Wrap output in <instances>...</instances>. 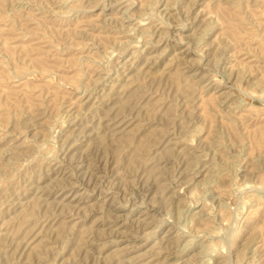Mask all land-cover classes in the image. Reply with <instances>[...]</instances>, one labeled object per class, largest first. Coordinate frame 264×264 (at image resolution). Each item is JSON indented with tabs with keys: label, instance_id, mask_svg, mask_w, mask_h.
I'll list each match as a JSON object with an SVG mask.
<instances>
[{
	"label": "rangeland",
	"instance_id": "rangeland-1",
	"mask_svg": "<svg viewBox=\"0 0 264 264\" xmlns=\"http://www.w3.org/2000/svg\"><path fill=\"white\" fill-rule=\"evenodd\" d=\"M0 264H264V0H0Z\"/></svg>",
	"mask_w": 264,
	"mask_h": 264
},
{
	"label": "bare ground",
	"instance_id": "bare-ground-1",
	"mask_svg": "<svg viewBox=\"0 0 264 264\" xmlns=\"http://www.w3.org/2000/svg\"><path fill=\"white\" fill-rule=\"evenodd\" d=\"M172 235V234H171ZM166 247V246H165ZM121 253V252H120ZM204 260V259H203Z\"/></svg>",
	"mask_w": 264,
	"mask_h": 264
}]
</instances>
